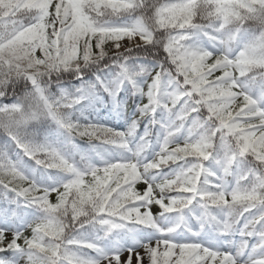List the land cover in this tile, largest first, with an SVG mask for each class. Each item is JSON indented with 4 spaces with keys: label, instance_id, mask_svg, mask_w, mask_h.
Wrapping results in <instances>:
<instances>
[{
    "label": "snow or ice",
    "instance_id": "snow-or-ice-1",
    "mask_svg": "<svg viewBox=\"0 0 264 264\" xmlns=\"http://www.w3.org/2000/svg\"><path fill=\"white\" fill-rule=\"evenodd\" d=\"M0 264H264V0H0Z\"/></svg>",
    "mask_w": 264,
    "mask_h": 264
}]
</instances>
